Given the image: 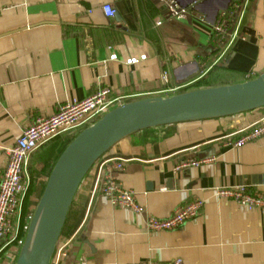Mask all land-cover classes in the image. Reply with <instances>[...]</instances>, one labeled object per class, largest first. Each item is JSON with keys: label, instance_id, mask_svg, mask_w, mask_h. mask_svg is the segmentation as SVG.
Segmentation results:
<instances>
[{"label": "crops", "instance_id": "obj_1", "mask_svg": "<svg viewBox=\"0 0 264 264\" xmlns=\"http://www.w3.org/2000/svg\"><path fill=\"white\" fill-rule=\"evenodd\" d=\"M172 1L187 11L184 19H169L158 0H0V176L2 150L22 130L97 88L143 98L160 96L163 76L173 86L196 68L197 81L219 67L200 88L264 72V0H248L243 37L220 59L210 47L211 27L233 0ZM105 4L112 18L103 15ZM263 113L171 124L117 142L81 182L57 242L64 254L54 262L53 253L51 264H264V211L213 193L228 186L264 193V136L238 148L225 144ZM205 158L212 160L185 165ZM103 160L124 161L112 173L132 192L139 214L92 193ZM22 182L25 188L26 167ZM193 200L202 202L197 218L176 230L146 229L147 219L166 218Z\"/></svg>", "mask_w": 264, "mask_h": 264}, {"label": "built area", "instance_id": "obj_2", "mask_svg": "<svg viewBox=\"0 0 264 264\" xmlns=\"http://www.w3.org/2000/svg\"><path fill=\"white\" fill-rule=\"evenodd\" d=\"M158 2L163 4L164 12L171 20H181L187 16V11L172 0H158ZM247 8L248 0H233L230 7L222 10L217 16L215 23L211 27L210 39L212 50L218 51V59L227 55L232 43L237 38L243 37L240 31ZM101 10L107 18H112L114 15V10L107 4L102 5ZM197 18L200 22L204 21V17L201 15L197 16ZM139 59L143 60L144 56H140ZM195 81L191 80L172 86L167 85L163 76L164 87L158 94L160 96L176 94L180 90L190 87ZM132 98L136 97L134 95L113 97L110 95L109 88H97L95 92L82 100H74L59 106L54 114L37 118L22 130L12 146L2 150L5 157V165L0 176V241L7 237L6 244H11L17 237L20 204L25 190L22 178L28 158L55 137L62 134H75L77 130L83 127L86 128L97 121L103 114ZM262 136H264V113L255 122L242 129L241 135L235 141H228L225 144L238 148ZM211 160V158L188 160V164L185 165L197 166L200 163L210 162ZM123 163L124 161L121 160H116L110 164L108 160L100 161L92 193L99 194L113 207L127 209L139 214L141 208L134 202L132 192L124 190L112 173L113 171H121ZM213 193L216 198L231 201L242 209L264 211V193L249 192L244 186L217 187ZM201 207L202 202L200 200L189 201L175 208L166 218L157 219L151 217L147 219L145 223L146 229L149 232L176 230L185 223L197 218ZM18 246H10V249H16L14 251L15 255ZM14 252L10 253L12 261L15 258ZM53 253L54 262H57L59 257L64 254L63 247L56 245ZM136 264H181V261L175 259L167 263L142 262Z\"/></svg>", "mask_w": 264, "mask_h": 264}, {"label": "water", "instance_id": "obj_3", "mask_svg": "<svg viewBox=\"0 0 264 264\" xmlns=\"http://www.w3.org/2000/svg\"><path fill=\"white\" fill-rule=\"evenodd\" d=\"M199 74L196 68L176 84ZM260 108H264V72L241 83L143 97L103 114L82 129L53 163L12 264H50L84 176L120 140L146 129L224 118Z\"/></svg>", "mask_w": 264, "mask_h": 264}, {"label": "trees", "instance_id": "obj_4", "mask_svg": "<svg viewBox=\"0 0 264 264\" xmlns=\"http://www.w3.org/2000/svg\"><path fill=\"white\" fill-rule=\"evenodd\" d=\"M212 43L210 42V45ZM212 47V45L210 46ZM212 54L213 55H218V51H212ZM218 65H214L213 67H211L208 72V74H205L203 78L195 81L190 87L186 88V89H183V90H180L178 93H181V92H185L191 88H194V89H198L200 87H204L206 85H209L207 80L209 78V75L214 72H218L216 70H218ZM211 72V73H210ZM210 73V74H209ZM248 79V78H247ZM142 97H138V98H132V99H129L127 100L126 102L128 101H132V100H136V99H140ZM84 129L81 128L79 130H77V132L75 134H71V135H66V134H62V135H59L57 137H55L54 139H52L51 141H49L48 143L44 144L43 146H41V148H39L37 151L35 152H38V153H42V156L45 157V162L48 160V159H51L52 161L50 162V164L53 165V163L55 162V160L57 159V157L59 156V154L61 153V151L64 149V147L82 130ZM34 152V153H35ZM34 153L29 157V159L27 160V165H26V168H27V175H28V183H27V186L25 187V190H24V194H23V197H22V200H21V204H20V214H19V225H18V233H17V237L16 239L11 243V244H6L7 243V240L8 238L5 237L3 238L1 241H0V264H12V257L8 254V251L10 250V246L11 245H16L18 246V244L20 243L22 237H23V234H24V231H25V228L27 226V223H28V220L30 218V215H31V212H32V205L33 203L31 202L32 200L30 199V194H31V187L32 185H34V177H33V173H32V156L34 155ZM37 153V154H38ZM44 159V158H43ZM100 159V158H99ZM98 159V160H99ZM38 161L42 162V159H37ZM51 165V166H52ZM93 167V166H92ZM91 167V168H92ZM91 168L89 169V171L91 170ZM51 169V167H50ZM50 169L48 171V174L50 172ZM89 171L86 173V175L84 176V179L83 181L87 178V175L89 174ZM47 174V176H48ZM82 181V182H83ZM44 186V185H43ZM43 189V188H42ZM41 194V193H40ZM40 196V195H39ZM39 198V197H38ZM37 202V201H36ZM36 204V203H35ZM34 204V206H35ZM72 204V203H71ZM33 206V207H34ZM9 256L8 259L6 260V256ZM6 261V262H5Z\"/></svg>", "mask_w": 264, "mask_h": 264}, {"label": "rangeland", "instance_id": "obj_5", "mask_svg": "<svg viewBox=\"0 0 264 264\" xmlns=\"http://www.w3.org/2000/svg\"><path fill=\"white\" fill-rule=\"evenodd\" d=\"M35 152L34 155L31 157L32 158V173H33V177H34V185H32L31 187V194H30V199L32 200L31 202L33 203L32 208H34V204L36 203V201L38 200V197L42 191L43 185L45 183V180L47 178V174L48 171L50 169V167H52L50 164V162L52 161L51 159H48L45 162V157L42 156V153H38ZM44 158V159H43ZM29 159V158H28ZM37 159H42V162L38 161ZM33 210V209H32ZM16 249L13 250V248H11L8 251V254L10 255L11 252H14ZM11 251V252H10ZM15 255V252L14 254ZM6 260L8 259V255L6 256Z\"/></svg>", "mask_w": 264, "mask_h": 264}]
</instances>
